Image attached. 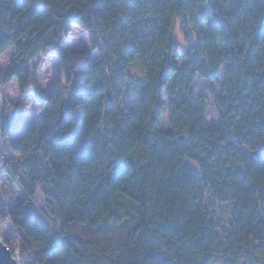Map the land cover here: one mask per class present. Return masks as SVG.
Returning a JSON list of instances; mask_svg holds the SVG:
<instances>
[{
	"label": "trees",
	"instance_id": "16d2710c",
	"mask_svg": "<svg viewBox=\"0 0 264 264\" xmlns=\"http://www.w3.org/2000/svg\"><path fill=\"white\" fill-rule=\"evenodd\" d=\"M72 26L89 49L60 51ZM9 50L0 90L44 111L20 139L0 126L17 263L264 264V0H0ZM53 55L44 94L31 63Z\"/></svg>",
	"mask_w": 264,
	"mask_h": 264
},
{
	"label": "rangeland",
	"instance_id": "374dc122",
	"mask_svg": "<svg viewBox=\"0 0 264 264\" xmlns=\"http://www.w3.org/2000/svg\"><path fill=\"white\" fill-rule=\"evenodd\" d=\"M173 37L177 44L176 53L183 51L186 47V43L179 34L177 28L173 32ZM89 48V38L87 33L77 26H72L68 29L67 36L63 41L60 51L72 52L79 50H87ZM12 54L13 50H9L0 59V68L2 70H5L8 67L9 60ZM96 57V53H91L90 62H94L96 60ZM31 66L32 68L36 67L33 69V77L40 91H42L44 94L51 93L53 81L59 75L57 57L54 55L49 56L47 58L40 56L31 63ZM201 87L202 85H199V89H201ZM0 94L2 95V98H5L7 100V103L9 105L8 108L4 109V114L7 112V110L12 109L20 117L19 123L14 129H12V139H20L27 131H29L34 126L40 127L44 111L42 110L41 106L35 101L32 95L22 97L18 93L16 81H12L11 83L3 86V88L0 90ZM127 96L128 97L125 99V104H127L128 106H134L136 104V99L138 96V88L135 86H131ZM207 111L209 124L216 122L217 118L212 112V108H209ZM167 122V116L163 115L158 127L160 131L167 130ZM18 161V156L6 152V162L9 167L14 166ZM2 176H4V171L2 172ZM0 185L3 196L6 194L3 202L6 207H9L12 203L16 202L21 198L20 194L14 188L11 179L6 175L2 178ZM47 223L51 224L49 221ZM11 234L12 230L9 227L8 222L0 226L1 242H4L6 236H11ZM15 253V257L18 256V251L15 250ZM16 260L17 262H19L18 258H16Z\"/></svg>",
	"mask_w": 264,
	"mask_h": 264
},
{
	"label": "water",
	"instance_id": "95a60500",
	"mask_svg": "<svg viewBox=\"0 0 264 264\" xmlns=\"http://www.w3.org/2000/svg\"><path fill=\"white\" fill-rule=\"evenodd\" d=\"M5 125L8 130L14 129L19 123V118L16 112L12 109L7 110L4 115ZM0 264H18L12 257L8 248L0 241Z\"/></svg>",
	"mask_w": 264,
	"mask_h": 264
},
{
	"label": "built area",
	"instance_id": "2783aa9c",
	"mask_svg": "<svg viewBox=\"0 0 264 264\" xmlns=\"http://www.w3.org/2000/svg\"><path fill=\"white\" fill-rule=\"evenodd\" d=\"M3 99L2 98V95L0 94V100ZM4 111L1 112L0 114V126H1V129H2V125L5 123L4 122ZM1 147V146H0ZM2 149V148H1ZM2 153H0V169L3 167V164L4 162L6 161L5 157L1 155Z\"/></svg>",
	"mask_w": 264,
	"mask_h": 264
}]
</instances>
